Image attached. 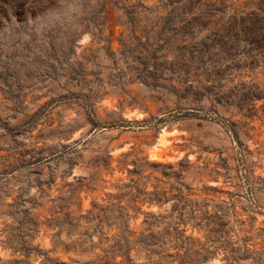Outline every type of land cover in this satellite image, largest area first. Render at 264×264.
Here are the masks:
<instances>
[{
	"label": "rangeland",
	"instance_id": "1",
	"mask_svg": "<svg viewBox=\"0 0 264 264\" xmlns=\"http://www.w3.org/2000/svg\"><path fill=\"white\" fill-rule=\"evenodd\" d=\"M261 0H0V264H264Z\"/></svg>",
	"mask_w": 264,
	"mask_h": 264
},
{
	"label": "trees",
	"instance_id": "2",
	"mask_svg": "<svg viewBox=\"0 0 264 264\" xmlns=\"http://www.w3.org/2000/svg\"><path fill=\"white\" fill-rule=\"evenodd\" d=\"M261 7H262V11L264 12V0H261ZM264 26V22L261 21V23L259 24V27H263Z\"/></svg>",
	"mask_w": 264,
	"mask_h": 264
}]
</instances>
